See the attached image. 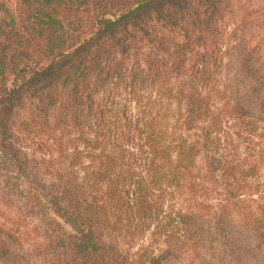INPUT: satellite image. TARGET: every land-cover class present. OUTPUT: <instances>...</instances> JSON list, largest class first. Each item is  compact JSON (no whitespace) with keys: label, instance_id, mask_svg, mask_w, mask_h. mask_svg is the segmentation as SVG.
<instances>
[{"label":"trees","instance_id":"16d2710c","mask_svg":"<svg viewBox=\"0 0 264 264\" xmlns=\"http://www.w3.org/2000/svg\"><path fill=\"white\" fill-rule=\"evenodd\" d=\"M8 1L11 8L0 1L9 20L0 29V172L21 194L14 213L0 205V264H220L234 249L264 264V180L255 206L239 194L240 180L264 168L236 159L257 122L250 106L212 82L222 58L209 47L218 20L200 8L223 0L147 11L155 0H135L90 14L87 35L79 24L67 29L68 0ZM138 13L134 25L167 54L157 68L150 55H117L119 36L138 35L119 23ZM178 22L181 40L166 44ZM46 70L49 83L25 122L51 140L49 184L28 153L21 160L15 151L5 111L7 94ZM140 73L157 81L153 96L137 87Z\"/></svg>","mask_w":264,"mask_h":264},{"label":"rangeland","instance_id":"374dc122","mask_svg":"<svg viewBox=\"0 0 264 264\" xmlns=\"http://www.w3.org/2000/svg\"><path fill=\"white\" fill-rule=\"evenodd\" d=\"M0 1H7V5L10 8L12 7V5H9L8 0ZM43 1L48 2L49 0ZM132 3L134 4L135 0H87L85 3L81 2L77 3L80 5H76L73 1L68 0L66 5V19L69 21L67 29L70 31L75 24H79L80 28L77 30L87 35L90 32V14L94 12L101 13L102 10L105 11L106 9L108 10L105 12H117ZM191 4L190 0H155L148 5L145 11L149 7L156 10H161L165 6L169 8H191ZM202 7L205 10L215 12L216 21L218 20L213 33L214 37L212 40H209V47L216 54H222V58L217 65L218 68L215 69L216 73L213 76L212 82L215 83L217 88L226 90L233 100L241 99L243 105L250 106L248 113L253 114L254 120L257 122V129L246 138L242 137L240 139L241 141L237 145L236 159L242 160L246 167L251 162H261L262 168H264V119H257V116L264 118V106L261 104L263 99L259 97L261 93L264 94V0H223L216 5V8L210 7L207 4L205 7L204 5L200 6L201 9H203ZM177 12L178 16H181L179 10L176 9ZM141 14L138 13L127 17L119 23L123 28L126 25L131 31H136L138 35L129 39L119 36V45L116 49L117 55H120L123 51H129L131 58H134V60H137L135 59L137 58V53H140V57L150 55L153 57L155 67L157 68L158 62L161 59L160 57L167 56V54L162 48H157L156 42L147 39L144 36L145 34L134 25L138 23L137 18ZM8 21L7 15L3 11H0V29H3ZM198 24L197 20L192 21L195 29ZM184 25L185 23L182 22L175 23L174 27L171 28L174 29L173 32L165 37L164 42L173 45L172 43L181 40V34L185 28ZM21 28L23 26H20ZM112 29L107 28L103 33L107 31L111 33ZM0 40H3L2 36ZM193 59L191 57L190 62H193ZM115 60L114 57H111L108 65H114ZM187 68L181 69L183 79L190 88H194L196 86V79L189 73ZM50 75L51 72L46 70L32 79L26 80L24 84L15 87L7 94L8 99L5 108L11 124L10 134L14 139L12 143L16 148L15 151L21 160L22 158L26 159L27 153L32 157V162L35 164L34 169H36L46 184L51 183L55 179L51 173L52 168L46 167V163L43 162V157H48L49 155L51 140L47 139L49 136L47 133L27 127L25 121L30 120L33 114L37 112L41 99L40 89L48 85ZM172 77L175 79L174 75ZM161 78L159 82L165 88L168 80L165 77ZM155 84H157V81L152 75L147 77L140 73L137 87L142 89L141 94L144 97L154 95L155 87L153 86ZM206 90V86H202L200 89L202 93ZM124 99L126 100V94L123 95L122 100ZM176 105L177 102L172 103L171 112L176 111ZM183 105L185 108L187 107V103ZM117 106H121L120 101ZM1 172L0 205L6 211L14 213L13 206L16 203L13 199L20 195L21 192L17 190L16 195L10 193L14 191L4 186ZM263 177V173H259V175L247 176L245 179L240 180L241 188H239V194L245 200L246 206L249 203L254 206L256 205L255 199L259 198V190L264 180ZM238 222L239 218H236L233 225H237ZM134 246V250H137L138 245L135 244ZM249 258V253L239 254L234 249V251L228 253L226 263L221 262L220 264H255ZM215 264L219 263L216 261Z\"/></svg>","mask_w":264,"mask_h":264}]
</instances>
